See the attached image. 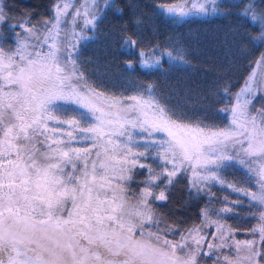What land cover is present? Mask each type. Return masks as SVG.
<instances>
[{"label": "snow or ice", "instance_id": "snow-or-ice-1", "mask_svg": "<svg viewBox=\"0 0 264 264\" xmlns=\"http://www.w3.org/2000/svg\"><path fill=\"white\" fill-rule=\"evenodd\" d=\"M0 264H264V0H0Z\"/></svg>", "mask_w": 264, "mask_h": 264}, {"label": "trees", "instance_id": "trees-1", "mask_svg": "<svg viewBox=\"0 0 264 264\" xmlns=\"http://www.w3.org/2000/svg\"><path fill=\"white\" fill-rule=\"evenodd\" d=\"M17 3H19L22 6H33V5H42L46 3V0H17ZM222 21L216 20L208 23H203V22H193L189 24H167L164 23L163 27L169 28V29H174L175 31L181 32L185 34L195 45L197 40L200 41L201 45L207 43L206 41V35L208 33L214 32L218 25H220ZM195 41V42H194ZM86 56H94L93 52H90L88 49L85 52ZM127 55V52L119 49L118 47L114 50L113 56L122 59L124 56ZM182 74L179 70H176L173 73V77H179Z\"/></svg>", "mask_w": 264, "mask_h": 264}, {"label": "rangeland", "instance_id": "rangeland-1", "mask_svg": "<svg viewBox=\"0 0 264 264\" xmlns=\"http://www.w3.org/2000/svg\"><path fill=\"white\" fill-rule=\"evenodd\" d=\"M195 42V41H194ZM88 50L90 51V52H93V54H94V56H92V57H96V56H101V57H103V49L101 48V47H99V46H90L89 48H88ZM178 74V73H177ZM182 75V74H181ZM180 75V76H181ZM178 76H179V74H178ZM114 78H116L115 77V75H114Z\"/></svg>", "mask_w": 264, "mask_h": 264}]
</instances>
